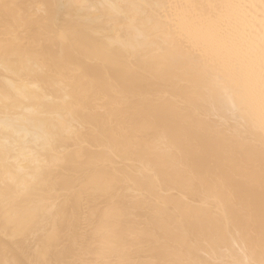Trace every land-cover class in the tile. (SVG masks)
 I'll use <instances>...</instances> for the list:
<instances>
[{
  "label": "bare ground",
  "instance_id": "6f19581e",
  "mask_svg": "<svg viewBox=\"0 0 264 264\" xmlns=\"http://www.w3.org/2000/svg\"><path fill=\"white\" fill-rule=\"evenodd\" d=\"M262 2L0 0V264H259ZM219 4L256 63L238 113Z\"/></svg>",
  "mask_w": 264,
  "mask_h": 264
},
{
  "label": "snow or ice",
  "instance_id": "6c2138e0",
  "mask_svg": "<svg viewBox=\"0 0 264 264\" xmlns=\"http://www.w3.org/2000/svg\"><path fill=\"white\" fill-rule=\"evenodd\" d=\"M208 8L218 12L210 18V30L205 38L223 53L226 59L228 73L217 76L213 80V87L222 93L223 99L233 113L240 112L246 105H250L255 89L256 63L251 49H245L230 31V19L224 9L237 7L227 4L208 5ZM262 25H264V2L260 5ZM259 88L261 104L264 107V27L261 30L259 47ZM241 264H256L253 260H245ZM259 264H264L262 259Z\"/></svg>",
  "mask_w": 264,
  "mask_h": 264
}]
</instances>
